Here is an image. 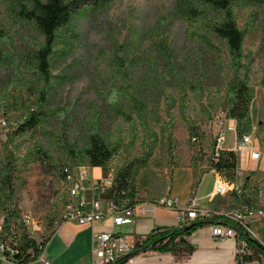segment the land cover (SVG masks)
<instances>
[{
  "label": "rangeland",
  "instance_id": "obj_1",
  "mask_svg": "<svg viewBox=\"0 0 264 264\" xmlns=\"http://www.w3.org/2000/svg\"><path fill=\"white\" fill-rule=\"evenodd\" d=\"M175 3L176 0H112L104 9H81L75 20L71 48L64 52L58 49L52 61L55 77L42 121L35 130L12 138L7 133L14 130L32 107L38 86L30 77L15 80L11 71L0 70V105H4L0 107V164L10 156L14 189L11 201L20 211L21 218H25L29 237L42 241L64 220L67 195L65 182L60 178V168L67 165L64 145L67 141L84 144L89 122L95 124L97 121L102 135L117 148L108 164L112 170L144 152V135L140 128L132 131L122 119L106 111L108 91L127 82L112 68L116 48L122 46L119 54L128 63L130 82L148 86L147 91L137 89L133 92L150 102L149 127L157 135L153 156L135 179L137 192H146L147 177L159 175L164 178L170 174V169L184 161L188 152L193 157L196 146L188 134L189 122L203 134L204 146L214 140L219 130L216 122L224 117L222 86L227 70L226 49L222 42L208 40L210 35L204 22H190L177 13ZM234 14L245 33V62L251 69L250 84L255 91L251 138L253 142L258 140L264 152V91L260 87L264 74V35L261 31L264 8L235 6ZM0 23L10 33L12 44L8 49L14 52L22 53L41 42L34 31L6 12L3 0H0ZM160 42L167 44L173 63L185 80H201L204 84L202 98L188 91L184 111L177 103L171 110V145L166 142L169 133L163 127L167 122L163 98L178 97V90L168 87L167 83L164 86L150 84L152 72L148 62H152L158 74L165 69ZM222 127L225 130L227 123L224 122ZM224 134L225 145H232L233 132L226 130ZM168 146L173 147L171 155ZM201 148L204 150L203 146ZM241 160L239 154L240 165ZM190 166L196 167L192 161ZM96 170L97 176L105 177L108 173V168ZM72 171L74 174L76 170L73 168ZM87 172L90 178L93 169L89 168ZM257 175V178H264L260 170ZM178 176L174 174L172 184L154 181L151 192L172 185L174 194ZM256 184L264 190L261 182ZM1 217L0 212V220ZM0 264L5 263L0 261Z\"/></svg>",
  "mask_w": 264,
  "mask_h": 264
},
{
  "label": "trees",
  "instance_id": "obj_2",
  "mask_svg": "<svg viewBox=\"0 0 264 264\" xmlns=\"http://www.w3.org/2000/svg\"><path fill=\"white\" fill-rule=\"evenodd\" d=\"M112 0H3L6 12L18 22L27 26L37 34L38 41L35 48L24 49L22 53L8 49L12 44L10 33L0 23V70H9L13 73V79H25L30 77L38 90L34 93V101L22 121L7 136L23 135L35 130L40 124L44 114V108L48 101L49 90L54 79L52 73V61L56 57L57 50L64 52L71 48L75 34V20L81 9H104ZM264 8V0H176L175 10L183 18L190 22H204L210 37L208 40L222 42L227 54L226 78L222 86V111L226 120L235 122V135L238 144H241L243 135L252 132L251 103L255 98L254 88L250 84L251 69L246 64L244 50L245 33L237 24L234 7ZM264 35V25L261 26ZM212 42V41H211ZM161 60L165 69L158 74L152 62H148L151 70L150 84L153 86L167 83L168 87L178 90V97L164 96L163 105L167 122L163 125L164 131L169 135L166 138L171 145L172 114L171 110L177 103L180 110L184 111L187 101V92L190 91L198 98L204 94V84L201 80L188 81L182 76L181 71L173 63L172 53L167 44L160 42ZM214 47V45H211ZM116 48L113 53V70L123 81V86L113 87L106 95V111L109 115L122 119L132 131L137 127L142 131L144 152L142 155L121 164L112 170L111 202L120 211L125 208H133L137 203V190L135 179L138 172L147 167L157 146V135L149 127L151 115L150 102L145 97L134 95V91H147L144 83L137 86L131 83V75L128 72V63L121 58L120 50ZM8 72V71H7ZM149 75V76H150ZM149 82V81H148ZM29 84V83H25ZM134 84V85H133ZM260 87L264 91V74L260 81ZM4 105H0L2 107ZM135 133V132H134ZM190 138L199 141L198 151H194L191 158L192 164L197 165L202 161L201 142L203 134L191 122L188 125ZM67 157V165L60 168V178L65 182L66 177L73 168L88 166L90 168L108 167L117 148L100 131V125L89 122L88 135L84 144L64 145ZM169 153L173 150L168 146ZM0 164V245L3 246L2 257L13 264H30L39 257L48 238L36 241L28 236L25 223L20 216V211L12 203L13 189V165L10 156ZM206 161V160H205ZM207 170H215L226 181H235L237 171V158L234 151L219 150L215 158L209 155L207 158ZM204 173V172H202ZM264 186V178L261 179ZM236 206L246 205L252 207L258 201L259 193L264 196V190L257 188L250 178H245L239 194L229 192ZM264 200V199H262ZM196 225L185 230L186 225L177 228L158 230L147 235L145 239L134 245L133 249L125 255L117 257L109 264H126L130 259L146 251L160 253H172L177 250L191 251L192 247L185 241V237L198 228L211 225H221L234 231L237 240L245 241L252 254L237 259L235 264L245 261H260L264 258V246H257L248 241L250 233L237 221L230 217L218 214L209 218H197L190 224ZM9 241V242H8Z\"/></svg>",
  "mask_w": 264,
  "mask_h": 264
},
{
  "label": "crops",
  "instance_id": "obj_3",
  "mask_svg": "<svg viewBox=\"0 0 264 264\" xmlns=\"http://www.w3.org/2000/svg\"><path fill=\"white\" fill-rule=\"evenodd\" d=\"M250 111L253 121L252 103ZM233 123L235 125V122ZM233 135V144L225 145L224 138L219 149L231 150L236 154L237 171L241 172L242 176L235 179V184L241 189L245 178H250L253 183H260L262 178H257V172L260 170L264 173V152L260 149L258 140L252 141L249 146H243L237 143L235 131H233ZM201 146L204 147V150L212 151L210 144L204 146L202 141ZM251 150L260 152L259 160L250 158L249 153ZM239 154L242 159L241 165L238 163ZM191 155V152H188L184 161L180 162L179 166L170 169L171 172L166 174V177L151 175L145 179L146 192L139 191L136 194L138 203L134 207L138 213H136L130 224L121 226H115L112 213L108 209L112 197L111 185H107L103 190L93 186L95 181L108 179L112 174V168H102H108L105 177L97 176V168H92L91 177L80 181L82 187L80 193L87 203L92 200L100 201L104 218L102 221L90 225H80L73 220H63L58 223L50 233L42 252L49 264H92L94 260L92 251L94 238L97 234L103 232L127 235L128 242L133 248L136 243L143 241L147 235L158 230L182 227L185 223L181 211L192 197L196 198L198 208L202 210L220 214L233 210L236 204L230 193L223 196H211L218 177L216 172L207 170L204 162L195 165V169L191 167ZM175 173L179 174V183L174 194L172 193V185H166L158 192H151V190H154L152 188L156 183L154 181L162 180L164 185L166 181L172 184ZM162 198L176 201V204L173 207L158 206L153 209V204ZM249 230L252 236L264 246V218L253 217L249 222ZM185 241L192 247L191 251L177 250L172 253L146 251L136 255L126 264H233L234 232L224 226L211 225L198 228L185 237ZM0 261L5 264H13L6 261L2 255H0ZM253 263L264 264V258L260 261L253 260ZM30 264H34V261Z\"/></svg>",
  "mask_w": 264,
  "mask_h": 264
},
{
  "label": "built area",
  "instance_id": "obj_4",
  "mask_svg": "<svg viewBox=\"0 0 264 264\" xmlns=\"http://www.w3.org/2000/svg\"><path fill=\"white\" fill-rule=\"evenodd\" d=\"M226 122L227 127L224 130L222 124ZM232 120H226L225 117L222 120H218L216 123L219 127L218 132L215 134L214 140L211 139L210 147H212V151L202 150V146L200 147L201 153L203 154L202 160L207 167V158L209 155H213V158L217 155L220 150V145L224 141V133L225 131H235V125ZM192 141L195 143L196 151L199 149V141L196 138H192ZM203 141V140H202ZM206 144V143H205ZM252 144L251 135H243L241 138V145L249 146ZM207 146V144H206ZM207 151V154L205 152ZM249 156L252 160L260 159V152L257 150H251ZM206 160V161H205ZM88 166H80L74 168L76 171L73 174L71 173L66 177L65 180V188L67 195L66 208L64 213V220H73L80 225H90L95 222L102 221L104 218V211L102 210L101 203L99 200H92L91 202H85L83 197L81 196V180L88 179ZM215 171V170H214ZM216 172V171H215ZM112 173V170H111ZM218 175L217 180L214 184V192L211 196L215 195H226L229 192H235L237 194L240 193L241 189L238 185L235 184V181L228 182L223 177L221 173L216 172ZM77 175L79 177H77ZM242 176V173L236 171V177ZM76 177V178H75ZM107 185L112 186V174L108 179L95 181L93 186L96 188H100L103 190ZM258 201L252 207H248L246 205L236 206L233 210L228 211L226 213H222L240 223L246 230H249V222L253 217L264 218V196L261 193L258 195ZM75 200V201H74ZM176 204V201L170 200L168 198H162L153 204V209L158 206L163 207H173ZM108 209L112 213V220L115 226H121L130 224L132 219L135 217L136 213H138L135 207L133 208H125L120 211L117 210V207L110 202L108 204ZM218 215L220 213L210 212L206 210H202L198 208V204L195 197H192L185 208L181 211L182 219L185 225L190 224L197 218H209L212 215ZM26 222L25 218L23 222ZM227 228V227H225ZM229 229V228H228ZM231 230V229H230ZM233 231V230H232ZM234 232V231H233ZM235 237V233H234ZM132 246L128 242V236L120 233H100L97 234L94 238L93 244V263L92 264H109L114 262V260L122 255L127 254L132 250ZM3 253V246L0 245V255ZM252 252L249 249L247 243L245 241H240L235 238V246H234V261L235 264L237 259H242L244 256L251 255ZM262 259V258H261ZM34 264H49V261L41 254L34 260ZM242 264H254L253 261H245Z\"/></svg>",
  "mask_w": 264,
  "mask_h": 264
},
{
  "label": "water",
  "instance_id": "obj_5",
  "mask_svg": "<svg viewBox=\"0 0 264 264\" xmlns=\"http://www.w3.org/2000/svg\"><path fill=\"white\" fill-rule=\"evenodd\" d=\"M195 225H196L195 223L189 224V225H187L184 229H185V230H189L190 228L194 227ZM247 236H248V241H249V242L254 243V244L257 245V246H262V245L260 244V242H258V240L252 236L251 233H249Z\"/></svg>",
  "mask_w": 264,
  "mask_h": 264
}]
</instances>
